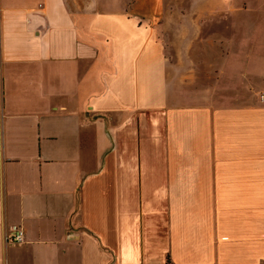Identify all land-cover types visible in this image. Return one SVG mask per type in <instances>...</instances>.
I'll return each instance as SVG.
<instances>
[{
  "label": "crops",
  "instance_id": "1",
  "mask_svg": "<svg viewBox=\"0 0 264 264\" xmlns=\"http://www.w3.org/2000/svg\"><path fill=\"white\" fill-rule=\"evenodd\" d=\"M239 15L0 0V264H264V63L161 36Z\"/></svg>",
  "mask_w": 264,
  "mask_h": 264
},
{
  "label": "rangeland",
  "instance_id": "2",
  "mask_svg": "<svg viewBox=\"0 0 264 264\" xmlns=\"http://www.w3.org/2000/svg\"><path fill=\"white\" fill-rule=\"evenodd\" d=\"M165 4L167 11H210L212 9L225 11L235 9L237 15L240 14L236 19H232L236 22V28L234 29L228 27L230 18L226 17L220 19L218 32H206L205 29V32L201 34L190 26L185 27L184 32H180L182 28H179V21L185 19L175 17L170 19L172 20L170 27L172 33L164 35V32L161 33L169 47L167 53L173 61L180 59L183 56L182 54L189 51L194 54L192 57L196 60L204 59L205 64H209L201 65L200 62H197V66H189L185 73L197 74L204 87H207L209 83L205 81L206 77L210 75L211 71L217 69L222 79L220 82L221 91L226 89V62L231 55L233 59L236 58L241 62H244V58H251V68L253 69L257 68L254 64L256 61L264 63V0H165ZM201 43L206 46L198 47L197 45H201ZM210 45L214 46L210 47ZM251 80L253 82L254 80L258 81V84H260L258 88L264 89V81Z\"/></svg>",
  "mask_w": 264,
  "mask_h": 264
},
{
  "label": "built area",
  "instance_id": "3",
  "mask_svg": "<svg viewBox=\"0 0 264 264\" xmlns=\"http://www.w3.org/2000/svg\"><path fill=\"white\" fill-rule=\"evenodd\" d=\"M261 99L264 100V94H262ZM5 239L8 243L21 244L24 240L23 232L18 228H14L13 232L7 235Z\"/></svg>",
  "mask_w": 264,
  "mask_h": 264
}]
</instances>
